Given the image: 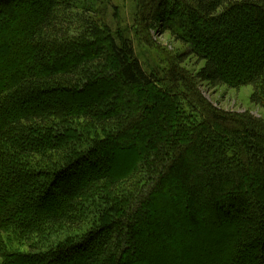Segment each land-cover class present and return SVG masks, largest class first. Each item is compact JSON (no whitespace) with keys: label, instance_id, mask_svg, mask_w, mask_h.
Masks as SVG:
<instances>
[{"label":"trees","instance_id":"16d2710c","mask_svg":"<svg viewBox=\"0 0 264 264\" xmlns=\"http://www.w3.org/2000/svg\"><path fill=\"white\" fill-rule=\"evenodd\" d=\"M103 1L0 0V264H71L78 256L76 264H124L118 235L127 222L161 246L159 225L136 216L146 208L172 218L188 241L215 239L202 258L224 243L250 242L259 249L253 258L264 260V118L216 109L201 92L249 87L264 117V0H133L135 27L168 29L192 46L195 74L177 56L148 70L130 32L114 36L101 20ZM173 6L178 26L168 18ZM217 38L226 43L221 56L193 46ZM89 89L105 92L74 106L46 98ZM81 122L92 131L80 132ZM111 148L134 152L126 168L58 190L54 210L40 205L61 178ZM87 212L95 220L83 231ZM238 217L252 224H231ZM55 229L77 235L44 247ZM244 259L239 253L237 262Z\"/></svg>","mask_w":264,"mask_h":264},{"label":"rangeland","instance_id":"374dc122","mask_svg":"<svg viewBox=\"0 0 264 264\" xmlns=\"http://www.w3.org/2000/svg\"><path fill=\"white\" fill-rule=\"evenodd\" d=\"M103 2L104 3H99V5H97L100 11L101 20L104 24L110 26V31L114 36L117 31L123 33L130 32L131 35L128 36L133 38L138 56H140V59L144 64L146 63L148 70H152L153 68H166V63L163 62V58L166 56H169L171 59L176 56L179 58L184 57L183 66L190 73L195 74L200 69L201 63H198L197 59L193 55H190L192 46L179 41L176 36L170 33V30L167 29V31L159 33V27H152L148 31L135 27L136 4L133 0H104ZM112 7H114V9ZM172 9L175 14L174 16L172 15V17L171 15L168 16L170 24L178 26V23L176 22H178L180 17L176 13L177 10L175 6H173ZM113 11L115 12V16L113 15ZM201 30L207 34L211 33V29L206 25L202 26ZM181 31L187 33L184 28H182ZM143 34L148 39L147 44L142 41ZM137 35L139 37H137ZM187 35H189V33ZM74 36H76V34H74ZM101 36H105L104 31ZM193 46L198 51L210 50L216 53L217 56H221L223 55V47L226 46V43L221 38H217L216 40H210L207 43L205 42L203 45L194 44ZM103 58L106 60L105 57ZM109 87H111V85H109ZM104 92L103 89H89L85 94L78 93L68 96L66 94L56 93L52 96L47 95L46 98L50 97L52 101L56 99L63 104L74 106L80 101L88 98H97ZM201 92L203 97L216 109H223L224 111L236 113L248 112L251 116L257 119L264 118L263 111L257 106L252 105L250 102L252 91L249 87L235 91L225 87L210 89L206 85H202ZM42 100H45V96L39 98V102ZM23 105L27 109L33 107L27 103ZM80 125L82 130H80V132L88 133L92 131L89 125L83 122H81ZM77 131L79 132V130ZM87 138L88 134L84 139ZM133 157L134 152H129V149L111 148L109 150L97 152L94 156V164H88V167L85 168L86 165L84 163L70 171L67 176L61 178L57 184V188L52 190V194L49 198L39 202L40 205L47 210L56 209L59 205L57 195L58 190H67L73 187L76 182L83 180L85 175L95 173L96 171H104L115 175L126 168ZM19 186L20 189L24 191L26 183L23 185L21 183ZM154 203L159 204L157 201ZM91 214L92 212H87V225L83 231L91 229L94 224L93 221L95 220V214ZM167 214L168 213L165 214V219ZM136 216L145 224H150V221L152 220L154 224L159 225L160 230L162 231V236L159 237L158 235L157 239L160 241L161 246H150L148 244L149 239L146 228L142 231L140 226H135L134 224L129 225L127 222L125 224L127 228L124 229L121 235H118L120 242L122 241L121 245L126 248V252H123V258L125 260L124 264H221L222 262H225L226 258L228 264H264V260L261 261L260 259L253 258L259 254V249L256 243L241 242L240 245L233 242L224 243V247H222L221 250V252H223L222 254L221 252L213 251L214 255L212 254V258H202L204 250H212L210 244H213L215 239L213 240L211 236H199L198 239L191 236L192 241H188V239L183 236L182 229L184 228L176 225L172 218L166 220L162 219L164 214L157 216V214L149 208L139 210L136 213ZM232 223H239L240 229L245 225L252 224L251 222L248 224L245 222L243 223L241 217L232 220L231 224ZM75 235L77 234L55 229L49 234L47 233V236L44 238L47 243L44 244V247H52L61 241H65L67 238H73ZM121 238L124 239L121 240ZM19 250L26 249L20 248ZM239 253L245 254V259L240 261V263L237 262V256ZM247 254H249V256H246ZM81 258V256H78V258L73 259L71 264L81 262Z\"/></svg>","mask_w":264,"mask_h":264}]
</instances>
